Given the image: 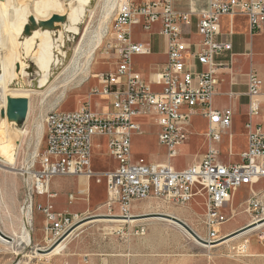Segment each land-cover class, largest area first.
I'll use <instances>...</instances> for the list:
<instances>
[{
  "label": "built area",
  "instance_id": "2783aa9c",
  "mask_svg": "<svg viewBox=\"0 0 264 264\" xmlns=\"http://www.w3.org/2000/svg\"><path fill=\"white\" fill-rule=\"evenodd\" d=\"M176 0H118L114 9L112 35L115 65L112 71L96 74L97 93L109 99L108 112H97L89 102L73 110L52 108L43 118L44 148L37 154V167L26 165L25 199L21 207L27 213L34 194L47 191L49 180L58 175L100 176L105 178L104 215L125 220L133 215L135 202L156 198L172 205L196 201L201 206L203 240L221 237L220 226L237 213L231 208L233 193L247 188L239 203L249 215L248 223L264 221V130L253 118L264 112L262 79L250 66L246 73V119L243 123L247 147L239 162L219 160L218 144L232 128L230 107L215 109L212 99L217 92L222 70L232 81V44L221 39V20L229 19L227 35L236 15L247 20L250 35L264 23V0H186L183 7ZM196 18L197 39L184 30ZM153 25L165 41L166 60L152 67L150 78L135 70L132 58L148 55L147 41L133 39L132 28L150 33ZM230 53L224 60L225 54ZM157 86L158 88H154ZM229 97L236 94L230 92ZM136 115L150 116L158 127L157 142L166 149V161L151 163L133 158L131 138L141 132L133 120ZM206 119V150L183 169L171 163L191 134L192 117ZM94 136L107 137V153L117 165L104 173L90 167L91 141ZM229 140L232 138L228 132ZM25 166V167H26ZM46 219V243L51 245L83 215L59 216L51 205L40 207Z\"/></svg>",
  "mask_w": 264,
  "mask_h": 264
},
{
  "label": "rangeland",
  "instance_id": "374dc122",
  "mask_svg": "<svg viewBox=\"0 0 264 264\" xmlns=\"http://www.w3.org/2000/svg\"><path fill=\"white\" fill-rule=\"evenodd\" d=\"M36 1L38 0H7L0 13L1 28L10 26L11 22L22 25L25 20L29 21V17H38L43 20V24L50 26L53 30L52 35L56 37L59 24L57 20H52L55 15L57 16L56 12L50 10L46 17L41 18L35 10ZM59 1L63 4L65 2V0ZM75 1L72 0V2ZM109 1L112 0L94 1V6L90 12L86 13L78 33L73 34V40L67 43V48L70 51L68 57L64 64L58 65L52 71L47 85L34 88V81L38 77L35 59L36 52L39 50L37 45L35 46L37 39L32 41L31 46H27L26 49L25 45L23 46L19 42L23 40L24 35L14 32V44L11 46L13 53L9 54L8 48H2L0 52L3 56L2 61L9 63V60L15 55L17 69L18 71L22 70L20 79L15 80L16 82L20 80L19 85H9L10 90L8 89L6 93L7 99H27V112L23 119L16 121V130L0 133V204L5 200L2 192L6 187V177H22V171L27 168L26 165L37 167V154L41 153L44 148L42 124L45 114L55 107L71 110L80 107L86 101L91 103L90 92L98 86L96 74L113 70L116 58L112 35L114 11L108 15V18L104 17L105 7ZM176 1L177 5L183 6L185 0ZM14 8H18L16 12L13 10ZM50 20L52 21L50 22ZM235 21L236 30L239 32L233 38L235 48L240 51L247 49L251 51L253 67L259 72L264 71V24L262 29L260 27L257 31H260L259 34L256 32L250 36L241 30V23ZM41 27L42 25H38L39 29ZM153 29L149 34H143L138 27L132 28L133 39L147 41L150 38L152 40L153 53L151 55L133 57L138 68L143 70H147L150 64H155L165 58L163 37L156 34ZM153 33L154 35L149 37ZM68 34L72 35V33ZM97 40L100 43L96 42ZM24 49H26L25 58L22 53ZM234 59L235 65L238 68L241 67L242 71L249 68V63L243 56H237ZM1 66L2 62H0V68ZM234 88L242 90L244 86L238 85ZM225 89L226 87L223 88V91ZM47 90L49 93L44 92ZM245 100L246 98L243 97L240 103ZM3 103V97L0 95V122L3 117ZM213 104L218 107L227 105L230 104V99L223 92L213 100ZM137 119L143 123V126L141 132L133 136V152L142 154L148 159L162 158L164 150L157 143L156 128L146 124L150 120L147 117L138 116ZM233 121V127L222 135L219 145L220 155L218 158L226 163L233 161L237 156L235 153H231L227 147L228 132L232 134L231 139H233L235 147L240 145L241 139H244L243 117L240 115L239 109L235 113ZM204 127L205 124L201 118L195 116L193 118L195 133L188 141L191 152H195L197 148L201 147L203 140L201 134ZM184 150L174 158V162L180 166H185L194 159L193 156H189V149L185 148ZM101 159L97 157L93 159V169L103 167ZM99 188L101 185L97 187L100 193ZM246 195L247 191L244 187L233 193L231 208L235 209L237 213L220 226L219 235L228 234L224 231L230 226L234 228L232 230L234 231L250 221L249 215L242 211L239 204ZM134 206L137 207L134 208ZM168 210L178 212L182 221L184 220L194 232L200 233L201 238L204 237L200 217L202 209L196 201L192 202L188 208L186 205L167 204L159 199L149 197L135 202L132 207V213L139 212L138 214L140 212L143 214L162 213ZM99 211L101 210L90 211L83 217L96 215ZM142 213L140 215H143ZM97 218L99 217L88 218L85 221ZM114 224L97 221L85 224L68 238V242L59 253L53 255H46L48 252L36 250V248H48L49 243L37 247L33 245L31 238L26 243V241L18 240L20 238L16 235L21 233H15L16 235L12 236L13 242L0 240V264H264V226L215 247H203L171 223L163 221L156 224L119 222L115 224L116 227H110ZM37 253L45 254L38 255Z\"/></svg>",
  "mask_w": 264,
  "mask_h": 264
},
{
  "label": "crops",
  "instance_id": "0c3cea01",
  "mask_svg": "<svg viewBox=\"0 0 264 264\" xmlns=\"http://www.w3.org/2000/svg\"><path fill=\"white\" fill-rule=\"evenodd\" d=\"M185 2L186 0L184 1V4ZM183 6H180V7H183ZM235 20H237L238 23H241L242 25L241 30L249 34L248 27H247V20H246V17H244L243 15H236L235 17H233L232 22H231V28H232L231 35H227V31L229 30V19L227 17L222 18L221 20L222 35L220 36V38L224 40H228L232 44V50L230 52L232 54V69L236 72V74L234 75V78L231 81L230 75L227 73V71L226 70L221 71L222 74L220 75V81H219V85L217 88V92L212 99L213 108L222 109L224 107H230L232 109L233 111L232 127H233V122H234L233 121L234 115L238 109H239L240 115H242L243 117L242 124L244 123L246 119L247 99L245 101H242L241 103L240 101L243 97L246 98V96L244 95V92L246 90V73L249 70L248 68L246 71H242L241 67L238 68L235 65L234 58L237 56H243L245 58V61L249 63V67L250 66L253 67L252 52L249 51L248 49L244 51H240L235 48L233 38L236 33H239L235 27L236 25ZM195 22H196V18L193 16L191 18L190 25L187 27H184V30L187 33H189V36L191 37L192 40L197 39ZM263 24L261 25V29L263 27ZM153 27L155 28L153 29ZM153 27H152L153 31L156 34H158L157 25H153ZM259 33L260 31L257 32V34ZM152 35H154V33L149 35V37ZM250 36H253V34ZM147 42L151 47V53L148 55H138V56H149L153 53L152 40L149 38L147 39ZM230 53L225 54L222 57H220V60H224V58H226ZM163 54L165 56L164 60L157 62L155 64H150L147 70L138 68V66L133 61V58H132L133 66L135 70L138 71L144 78L148 79L150 78L152 67L156 66L157 64H161L166 60L165 41H164ZM114 65H115V62H114ZM253 68L256 70L255 67ZM256 72L259 74V76L262 79V83H263L262 89L264 90V71L259 72L256 70ZM97 85L99 86L98 81H97ZM238 85L244 86V89L242 90L235 89L234 87ZM98 86L94 88H98ZM153 87L158 88L157 86H153ZM224 87H226L225 91H223ZM223 92L230 99V104L222 105L219 107L215 106L213 104V100ZM230 92L236 94V96L229 97L228 93ZM90 99H91V103L89 104L92 110H95L97 112H102V113L112 110L110 101L107 97L102 96L97 93H91ZM138 116H144V115H136L133 117V120L139 124L140 129L142 130L143 123L137 119ZM195 116H198L201 118V120L205 124V127L201 134V136L203 137L201 147L197 148L195 152H191V148H190V145L188 144V141L191 139L192 136H194V133H195V131H193V118ZM195 116L192 117L191 134L189 135V138L186 140V142L179 147V154H178L180 155L182 150L185 151L184 149L186 148L190 150L189 156H193L194 159L191 162L187 163L185 166H180L176 162H174V160H172L171 163L176 169H183L187 167L188 165L196 161L200 157V155L203 154L206 150V140L204 137V132L206 131V128H207V122H206V119L203 118L201 115H195ZM144 117H147L148 119H150L149 122L146 123L148 126L156 128V140H157L158 127L156 126V123L154 122L152 117L150 116H144ZM253 121L260 123L262 126V129L264 130V112H261L259 115L255 116L253 118ZM243 134H244V139H241V143L240 145H237V147L234 146L233 139H230L227 144L229 151L237 155L235 156L236 158H234V160L230 161L229 163L239 162L241 153L246 150L247 139L245 135V130ZM133 136L131 138V154L133 158L136 159V158L142 157L145 161L151 162V163H163L166 161V149L164 146H161L158 142H157L158 145L164 150V154L162 158L157 159L155 157V158L148 159L142 154H135L133 152V147H134ZM219 145L220 143L218 144V147ZM101 149H103V151H100ZM219 150H220V147H219ZM233 151H236V152H233ZM96 157L99 159H101L102 157L105 158L104 159L105 161L101 159L102 166H103L101 169H93V159ZM116 165H117L116 161L112 157H110L107 153V137L94 136L91 141V158H90L91 170L94 173H101L102 175V173H104L105 171L114 169ZM24 180H25V177L23 176V174H22V177H13V176L6 177V181H7L6 187H5V190L2 192V195L4 196L5 200L0 204V230L4 232L5 234L10 235L11 237L13 236V232L16 234H20L21 231L23 230L24 223H25L24 215H26L27 220H28V229L31 234V240L33 242V245L37 247L44 246L47 240L46 239L47 233L45 229L47 217L45 213L41 209L38 208V205H40V207H45L48 204L51 205L50 212L56 215H59V216L73 215V214L86 215L90 211L104 210L103 203L106 200V186H105V178L103 175L100 176L99 181L96 180L95 176L86 177L84 175H58V176L52 177L48 182L47 191L45 193L32 195L31 207L30 209H28V212L26 214L22 213L21 211V207L24 204V199L26 196ZM99 185H101V188H99L101 194L99 193V190L97 189ZM244 188L247 191V188L246 187ZM196 199L194 201H199V199L198 200ZM192 202L187 204L186 207L190 208ZM233 229L234 228L230 226L224 232L229 233ZM220 230H221V227H220Z\"/></svg>",
  "mask_w": 264,
  "mask_h": 264
},
{
  "label": "bare ground",
  "instance_id": "6f19581e",
  "mask_svg": "<svg viewBox=\"0 0 264 264\" xmlns=\"http://www.w3.org/2000/svg\"><path fill=\"white\" fill-rule=\"evenodd\" d=\"M94 1L95 0H76L75 2H72V0H65L64 4L61 3L59 0H38V1H36L35 2V10H36L37 14L40 15L41 18L46 17V14L50 10H54L56 12L57 16L59 17V19H56L58 21V24H59L58 29L56 31L57 36L54 37L52 35L53 30L50 28V26L43 24V20L38 18V17H34L35 26L33 28H31L29 33H27V34L23 33V28H24L23 25L30 24V21H28V20H25V22H23L22 25H16L15 22H11L10 26L5 27L4 29L1 28V24H0V52H1L2 48L3 49L8 48L7 50H9V54L13 53V52H11L12 51L11 46H13V44H14V37H13L14 32H16L18 34L21 33L24 35L23 40H21L19 42L21 45H23V46L25 45L24 48H26V49H27V46H29V47L31 46L32 41L37 39V41H36L37 43L35 44V46L37 45L39 50L36 52L35 59H36L37 67H38V77L34 81V83H35L34 88L35 87L38 88V87H41L43 85H47V83H49V81H50L52 71L58 65L64 64L66 58L68 57L70 51L67 48V43L69 41L73 40V34L78 33L79 26L84 22V18L86 16V13L90 12V9H92V7L94 6L93 5ZM117 2H118V0H112L111 2L110 1L108 2L107 6L105 7L106 8L105 9V16H104L105 18H108V15H110L111 12L114 11ZM6 3H7V0H0V5H1L0 13H1V9H3L5 7ZM17 9L18 8H14L13 10L16 12ZM38 25L39 26L42 25L41 29L38 28ZM68 33H70V34L72 33V35H69ZM98 36H99V34H98ZM96 39H98V38H96ZM99 40H97L96 42H99ZM96 44H98V43H96ZM26 49H24L22 51V53L24 54L23 58H25V52H26L25 50ZM2 57L3 56L0 53V62H2V66L0 68V95H2L3 101H4V103H3L4 105L2 104L4 109L2 112L3 113L2 114L3 115L2 121L0 122V133L1 132H9L11 130H16V126H15L16 114L13 113L12 116L8 115L11 108H10V102H9V99H7L6 93L8 92L9 85H14V84L19 85L20 80L18 82H16L15 80L20 79V76L22 74V72H21L22 70L18 71V69H17V63H16L15 55H14V57H12V59L9 60V63L2 61L3 60ZM73 69H75V68H73ZM70 70H72V69H70ZM52 88H53V85H52ZM44 92H48V90L44 91ZM42 98H43V96H42ZM42 137H43V135H42ZM26 169H23L22 173L25 172ZM136 207L137 206H134V208H136ZM133 213L134 214L132 216H130V218L123 220V219L119 218L118 216L104 215L103 210H101L96 215L90 216L91 218H96V217H99V218H97L95 220L93 219L91 221L88 220V222L85 221L84 223L77 226L74 230H72L68 234V236H66L52 250H50V252L46 253V255H53V254L59 253L65 247L69 236H71L77 230L81 229V227L84 226L85 224L90 223V222H96V221L97 222H106V223H115V224H117L119 222H129V223L147 222L149 224H156L157 222L163 221V222L171 223V224L179 227L183 232H185L188 236H190L197 244H199L203 247H215L221 243H226L232 239H235V238L240 237L242 235H246V234L264 226V221L254 223L248 229H246V230H244V231H242L236 235L230 236L228 238H224L220 242L203 243V242H200L197 239H195L187 231H185L181 226H179L178 224H176L175 222H173L169 219L159 217V216H155V215H151L149 213L143 214L142 212H140V214L142 213L143 215H146V216L139 217L140 216V214H138L139 212H133ZM162 213L172 215V216H175V217L181 219L180 214L178 212H173V211L168 210V211L162 212ZM24 216H25L24 217L25 223H24L23 230L21 231V234L16 235L15 233H13V235H16L18 238H20L18 240H22L24 242L26 241V243H28V241L31 238V234H30V231L28 229L27 217H26V215H24ZM115 224L110 225V227H116L117 225H115ZM195 233L199 238H201L200 233H198V232H195ZM201 239H203V238H201ZM0 240L6 241V240L2 239L1 237H0ZM37 254L38 255H44L45 253L44 254L37 253Z\"/></svg>",
  "mask_w": 264,
  "mask_h": 264
},
{
  "label": "water",
  "instance_id": "95a60500",
  "mask_svg": "<svg viewBox=\"0 0 264 264\" xmlns=\"http://www.w3.org/2000/svg\"><path fill=\"white\" fill-rule=\"evenodd\" d=\"M59 19L58 16H54L52 20H56ZM50 20V22L52 21ZM29 21L30 24H26L24 25L23 28V33L27 34L29 33L30 29L33 28L35 26V22H34V18L33 17H29ZM10 111L8 113L9 116H12L13 113L16 114V121L19 119H23L26 115L27 112V99L24 98H17V99H10ZM151 215H155V216H159V217H163L166 219H169L173 222H175L176 224H178L179 226H181L185 231H187L191 236H193L195 239H197L200 242L203 243H208L206 240H203L201 238H199L196 233L181 219L172 216V215H168V214H164V213H152ZM93 216V215H92ZM146 215H140L139 217H143ZM88 218H91L90 216L87 217H83L81 220L75 222L73 225H71L56 241H54V243H52L48 248L46 249H41V248H36V250L38 252H49L50 250H52L59 242H61L66 236H68V234L75 228L77 227L79 224L85 222V220H87ZM254 223H247L246 225L224 235L223 237H221L220 239L210 242V243H216V242H220L221 240H223L224 238H228L230 236L236 235L246 229H248L251 225H253ZM0 237L8 242H13V238L10 235L5 234L4 232H2L0 230Z\"/></svg>",
  "mask_w": 264,
  "mask_h": 264
}]
</instances>
